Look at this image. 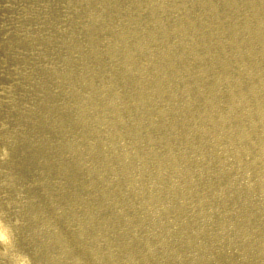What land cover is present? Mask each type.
I'll return each mask as SVG.
<instances>
[{"label":"bare ground","instance_id":"obj_1","mask_svg":"<svg viewBox=\"0 0 264 264\" xmlns=\"http://www.w3.org/2000/svg\"><path fill=\"white\" fill-rule=\"evenodd\" d=\"M245 262L264 0H0V264Z\"/></svg>","mask_w":264,"mask_h":264},{"label":"rangeland","instance_id":"obj_2","mask_svg":"<svg viewBox=\"0 0 264 264\" xmlns=\"http://www.w3.org/2000/svg\"><path fill=\"white\" fill-rule=\"evenodd\" d=\"M28 172V171H27ZM38 175V168H37V164L35 163V166L29 171V173L26 175V178L27 180L25 181V178H18L17 180V185L15 186L16 189H21V190H27L28 186L26 185V182L30 181L32 182L33 179H35ZM25 176V175H24ZM23 182V183H22ZM28 184V183H27ZM11 197L14 198L15 197V193L14 191L12 190V193H11ZM243 257V256H242ZM241 257V258H242ZM241 260V259H239ZM244 260V259H243ZM246 261V259H245ZM239 263V261H238ZM245 264H247L245 262Z\"/></svg>","mask_w":264,"mask_h":264}]
</instances>
